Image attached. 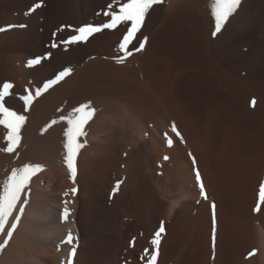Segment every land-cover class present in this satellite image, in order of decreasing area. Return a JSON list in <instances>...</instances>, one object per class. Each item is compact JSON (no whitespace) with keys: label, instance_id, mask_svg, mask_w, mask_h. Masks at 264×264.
Here are the masks:
<instances>
[{"label":"rangeland","instance_id":"rangeland-1","mask_svg":"<svg viewBox=\"0 0 264 264\" xmlns=\"http://www.w3.org/2000/svg\"><path fill=\"white\" fill-rule=\"evenodd\" d=\"M166 1L163 0V3L155 5L149 11L141 31L129 45L133 55L123 64H118L116 59L124 55L118 47L126 32L124 25L95 34L88 42L71 46L67 51L60 44L61 40L75 34L79 27L107 22L110 17H105L102 13L108 10L109 4L114 9L118 7L117 0H47L45 5L31 14L27 13L38 0H0V28L25 25L23 28L11 27L0 32V60L7 66L5 71L0 68V86L6 82L13 85L11 95L5 98V105L27 117L20 133V146L14 155L8 154L12 156V167L20 168L25 164H39L43 167V171L31 179L29 188L25 191L28 202L39 199L37 203L41 202L48 209L47 220L50 219L52 223L61 221L64 202L70 201L67 207L71 210V215L67 221H77L82 227L79 234L72 233L76 238L73 243L77 246V255L79 254L77 258H73V264H145L147 257L144 250L148 249L149 253L153 250L150 241L161 222L165 231L161 234L157 264H204L207 262L204 260H208V264H262L256 230V243L246 252L224 246L217 255V250L213 252L211 246L210 254L207 255L197 253L201 251L198 246L194 245L192 248L194 231L188 227L182 212L189 200L195 202L199 198V201L205 202L198 192L192 155L180 144L187 156H179L169 123L150 114V111H145L146 115L149 113L152 116L146 117L143 114L145 112H141L142 109L127 104L122 89L124 91L126 83L131 88H139L143 77L151 73L148 76H153L152 80L155 76L156 84L159 83V95L174 106L173 109L182 114L187 122H191L190 125L196 132L203 128L207 131L206 136L214 130V134L210 132L209 135H213L210 137L212 145L219 142L216 137L224 138L221 143L226 147L239 138L241 153H252L253 150V157L261 155L260 158L264 159V0H242L236 13L215 37L212 36L215 25L210 14L209 0H187V4L175 7L172 13L168 11L173 15L165 10ZM145 37L147 42L144 50L135 52L134 49L139 47V42ZM53 43L60 46L53 49ZM48 53H51V58L43 60L41 64L32 67L26 65L30 59ZM88 63L108 67L113 65L114 68L129 72L126 73L127 77L131 75L126 77L127 81L123 79L111 82L104 79L107 84L101 82L99 86L102 84V87L97 86L85 98H80L79 101L66 100L60 106L63 111L58 109L61 112L56 111L57 114L49 121L55 120L57 123L43 133L44 128L26 136L31 106L45 93L33 101L27 112H24L20 97L28 92L35 95L38 87H42L64 68H71L73 73ZM22 69L29 76L31 84L29 78L25 83L21 77L18 79L13 76H20ZM11 70V73H15H9ZM120 82L122 88L118 89L116 87H119ZM116 83L115 87L112 86ZM142 94L144 96L141 98L145 100L150 93ZM119 99H122L121 102ZM81 104H90L95 109V115L85 127L88 137H80V142L85 147L78 154L77 175L73 182L64 163V131L67 124L61 117L67 116ZM64 105L66 108H62ZM166 136L173 141L172 147H168ZM219 144L213 147V151ZM6 146L3 138V148ZM165 156L169 159L165 160ZM262 166L258 176L263 177L259 179L255 200H238L244 201L239 204L242 206L240 209L248 207L252 215L260 214L264 219V205H261L258 213L252 211L258 200V186L264 182V164ZM183 174L182 180L178 181ZM118 181L122 183L113 195V188ZM182 181V186H191L190 189L197 192L198 198L180 199L177 205L173 204L176 206L171 210V200L178 196ZM72 188L77 189L74 196ZM236 188L238 187L227 191L225 189L228 195L225 199L228 204L231 203L229 208H234L231 209L233 212L237 206L233 196L240 194L236 193ZM207 191L206 189V202L208 201L210 209V204L216 205V202ZM65 193L68 195L65 196ZM249 201L251 203L246 204ZM237 210L239 209L236 208ZM34 221L35 219L31 224L43 225ZM50 221L48 222L51 223ZM22 230L25 231L22 228L20 231L18 224L12 239L4 248L5 251H0V257L6 252L16 257L20 254L25 261L28 253L37 256L42 250L50 257L55 253L59 257V244L54 243L53 246L50 239L36 238L27 233V230ZM67 235L68 233L65 237ZM5 237L6 232L0 234V243H3ZM14 237L17 239L14 240ZM64 244L68 257L71 245L63 243L62 246ZM253 250L255 255L249 257L248 254ZM201 254L204 258L206 255L207 257L199 261L195 255ZM20 256L18 257L21 258ZM38 256L42 259L43 255ZM222 256L226 257L225 261L221 259ZM59 260L58 258L53 264H61Z\"/></svg>","mask_w":264,"mask_h":264},{"label":"bare ground","instance_id":"bare-ground-1","mask_svg":"<svg viewBox=\"0 0 264 264\" xmlns=\"http://www.w3.org/2000/svg\"><path fill=\"white\" fill-rule=\"evenodd\" d=\"M186 1L187 0H167L165 10H167V12L168 11L171 12L172 10L176 9L175 7L179 8L178 6H180V5L184 6L185 3L187 4L188 1L187 2ZM89 2H91V1H89ZM46 3H47V0H42V5H45ZM48 4H50V3H48ZM29 5H27V7ZM87 5H88V3H87ZM27 7H25V8H27ZM52 7H53V5H52ZM30 9H31V7H30ZM170 12H168V13L170 15H173V14H171L172 12L171 13ZM167 16H169V15L167 14ZM133 59L134 58L132 56V60ZM88 64L85 65L83 68L81 67V68L76 69L70 76L65 78L63 81H61L55 87L49 89L47 92H45V94L43 93L44 95H42L40 98H38L35 101V103L31 106L32 107L31 112L30 113L28 112L29 113L28 114L29 119L27 120V124H26V136H29L31 133L41 131L43 128H45V126L48 125L49 121L52 120L54 115L57 114V112L59 110H62V109H60L61 108L60 106L62 104H64V102H66V100L73 99L75 101L76 100L79 101L80 98H85L86 95L94 92L95 91L94 88H96L97 86L102 87V84H101V86H99V84L101 82H103V84H107L106 82L104 83V79L111 80V82L112 81L113 82L114 81L119 82L120 80H123V79L125 81V79L127 77L126 73L129 74V72L121 71L120 68L118 69V67L114 68L113 65H112V67L111 66L108 67V66L98 65L96 63L95 64L94 63L89 64V65ZM6 67H7L6 64L0 60V68L5 71ZM18 69H20V68H18ZM12 70H13V67H12ZM12 70L9 71V73H11ZM20 70H19V72L21 73ZM14 73L15 72H13L11 74H14ZM148 74H151V73H148ZM148 74H146L143 77L144 78L143 80L140 76L142 81H141V85L139 86V88L138 87L137 88L136 87L131 88V86H127L128 85L127 83H126V86L124 85V91L122 89V93L124 94V97H125L124 101L127 104H133L139 110L142 109V111H141L142 113L145 111H147V112L150 111V114L153 113V115L164 119V121L166 120V123L167 122L169 123L171 130H172V125L175 124L177 130L179 131V133L183 137V142H181L180 137H177L176 134L174 133V137H175V141H176V147H177V153L180 154L179 156H183L185 158V156H187V155H185L186 153L184 152L183 148L185 147V151L186 150H188V152L190 151L189 153H191V155H192V158L191 157L190 158H191V160H193V158L196 160V162H197L196 166L201 173L202 180L204 182L206 189L209 191V192L208 191L207 192L211 196L214 197L215 202H216L215 212H216V219H217V231H216L215 250H217V255H218V253H220L219 250L225 248L224 246L234 248L235 250H238L241 252L242 251L243 252L248 251L256 243V239H255L256 236L254 237V233L256 230L258 233V236H259V243H260V247H261V260L263 261L262 264H264V219H263V216L261 217L260 214L259 215L256 214V216H255L254 215L255 213L252 215V213L249 211L248 207H245L243 210L240 209L242 206L240 207L239 204H242L244 201H242V199L238 200L239 198H243V200L246 198L247 199L251 198V200H253V201L255 200L256 197L254 195L256 194V191H257V185L260 182L259 179L263 177V176L261 177V175L258 176V173L261 171V169L263 167L262 165L264 164V159L260 158L261 155L253 157L254 153H253V150H251V149L250 150L252 151V153H249V152L247 154L241 153L242 151H240V150L242 148V145L241 146L239 145V138H237V140L235 142L231 143L229 146L226 147L224 144L221 143L224 140V138L219 139L220 137L219 138L216 137L219 140L220 144H219V142H217L216 144L212 145L213 141L210 139V137L211 136L213 137V135H211L210 137H209V135H210V132H213V134H214V130L212 129L213 131L211 130L209 133H207L206 136H205V134L207 131L203 128L202 129L197 128L198 131L196 132L194 130L193 126L190 125L191 122H189V121L187 122L182 114L178 113L176 111V109H173L174 106H171L170 103H168L163 97H161L159 95L160 92H158L159 90H157V87L159 88V86H158L159 83L156 84L157 81H155V76H154V80H152L153 76H148ZM132 75H134V74H132ZM136 75L137 74H135V77H136ZM13 76L17 77V78L21 77L23 80H25V83H26V80L29 78V76H27V73L23 72V69H22V73L20 74V76H19V74L17 76L15 74ZM32 76H30V77H32ZM156 79H157V77H156ZM28 81H30V84H31L30 78ZM124 81H123V83H124ZM126 81H127V79H126ZM17 82L19 83L20 81H17ZM135 83H137V82H135ZM118 84H119L118 85L119 87H116V88H118V89L122 88V87H120L121 82ZM116 85H117V83L113 84L112 86L115 87ZM130 85H132V84H130ZM115 92L117 93V91H115ZM143 92L144 93L145 92L150 93L149 96H147L148 98L146 97L147 99L145 98V100H143L144 98L143 99L141 98V96L143 95L142 94ZM122 93L120 95L121 97H122ZM117 94H115V95L117 96ZM145 96H146V94H145ZM121 100L122 99H119L120 102H121ZM75 101H73V102H75ZM98 102H100V101H98ZM68 103H69V101H68ZM65 104H67V103H65ZM62 108H66V106L62 107ZM69 109H71V108H69ZM17 110H19V109H17ZM59 112H61V111H59ZM143 114L146 117H147V115H149V113H147V115H146V112ZM149 116H152V115H149ZM224 130H226V129H224ZM5 131L6 130L2 126H0V149L3 148V138H4V132ZM53 132H52V134H53ZM215 133H217V132H215ZM219 134H221V133H219ZM180 144H183L184 147L181 146ZM217 144H219V145L216 146L215 150L213 151V147ZM250 150H248V151H250ZM90 151H92V150H90ZM1 152L2 151H0V182H2L6 178V176L10 173L9 171L12 167V161H13L12 156H9L8 154H5V153L3 154ZM123 161H125V160H123ZM13 165H14V163H13ZM125 165H126V163H125ZM257 170H259V171H257ZM178 174H177V176H179ZM180 177L181 178L178 181L182 180V177H184V174H183V176H180ZM141 179H142V177H141ZM185 182H186V180H185ZM182 184H184L183 181L180 185L182 186ZM181 186H179L180 191H179L178 196L175 199L171 200V202H172V203H170V204H172L170 207L171 210H172L173 206L177 205V203L180 199L184 200V199L192 198V199L197 200V198H198L197 192L190 189L191 186L189 188H185L186 185L182 186V187ZM236 186L238 188H236L237 191L236 190L235 191L237 194L240 192V194H238L240 196H238V195L233 196V200H235L234 203L236 202L235 205H237L235 207L234 212H233L231 209H234V208H231V209L229 208V205L231 203L228 204V201L225 199L228 196L227 193L225 192V189H226V191L227 190H233L234 187H236ZM192 189H193V187H192ZM146 190H144V191H146ZM154 192H156V191H154ZM149 195H151V194H149ZM159 195L160 194H158V196ZM252 198H254V199H252ZM36 200L39 201V199H36ZM37 201L34 200V201H32V203L28 202L27 205H25V211H24L23 215L21 216V220L19 222L20 231L22 228V229H25V231L27 230V233L31 234L33 237L36 236V238L37 237L48 238L52 241L53 246H54V243L59 244L60 247H59V250H57L58 255H59L58 258L60 259L59 261L61 264H66L67 256H66V251H65V244L63 245L64 246L63 247L61 241L64 240L65 234L68 233L69 231H71V233L74 232V233L79 234L80 232H82V227L77 221H71V222L67 221L64 223H62L60 221V222L52 223L50 221V219L47 220V216H48L47 210L48 209L44 208L41 205L42 204L41 202H40L41 204L39 202L37 203ZM198 201H199V198H198ZM198 201L190 202V200H189L188 203H186L184 205L185 207H184V210L182 212V215H185L184 218L186 219V222L189 225L188 227L191 228L192 231H194V237L192 240L194 244L192 245L193 247L191 245L190 246L192 248H194V245L198 246L201 251L197 252V253L203 252V254L207 253V255H209L210 254V247L212 246V245H210L212 243V211L210 210L211 208L209 209V205L207 204L208 201L207 202L205 201L206 203L204 201H199V202ZM240 201H241V203H239ZM156 202H159V201L156 200ZM212 202H214V201H212ZM248 203H251V202L249 201L246 204H248ZM173 204H176V205H173ZM253 204H254V202H253ZM251 206H252V204H251ZM236 208L239 210L236 211ZM159 209H160V207H159ZM34 219H35L34 222H36V220H37V222L39 221L43 225L42 226H35L34 224H31V222ZM30 220H32V221L30 222ZM48 221H50L51 223H49ZM256 221H258L257 224H256ZM22 231L25 232L24 230H22ZM189 231H190V233L192 232L190 229H189ZM22 233H20V235ZM24 234H26V233H24ZM16 239L17 238L14 237V240H16ZM42 241H45V240H42ZM212 248H213V246H212ZM199 249H198V251H199ZM41 250H42V248H41ZM192 250H194V249H192ZM68 251H70V249ZM223 252H224V250H223ZM20 253L22 255V252H20ZM24 253L27 254V252H24ZM38 253H39L38 255H41V256L43 255L42 259L38 255L35 256V255H31V253H28L29 255L28 256L26 255L27 258L25 261L22 260L23 255L21 257L19 254L18 256L21 257V258H19L18 256L16 257L11 253L6 252L5 253L6 255L2 253V256L0 257V264H53V263L57 262V260H58L56 253H55V255H53L51 257L48 256L44 250H42ZM78 255L76 252L75 258H77ZM207 255L205 256V258L202 256V254L198 255V256L195 255V256L197 258H199V261H200V259H203V260L206 259ZM199 256L203 257V258H200ZM224 258H226V257L222 256L221 259L224 260ZM258 259L260 261V258H258ZM75 260L77 261V259H75ZM223 260H221V261H223ZM204 261L205 262L207 261L206 263L208 264V260H204ZM256 261H258V260H256ZM206 263H204V264H206Z\"/></svg>","mask_w":264,"mask_h":264},{"label":"snow or ice","instance_id":"snow-or-ice-1","mask_svg":"<svg viewBox=\"0 0 264 264\" xmlns=\"http://www.w3.org/2000/svg\"><path fill=\"white\" fill-rule=\"evenodd\" d=\"M242 0H209L210 14L214 20V31L212 36L215 37L221 32L223 26L229 20V18L236 13L237 9L241 6ZM163 3V0H117V5L115 9L112 4L108 5V10L104 11L102 14L105 17H110V19L101 25H86L76 29L75 34L70 35L67 39L60 41L63 45L64 50L67 51L71 46L78 45L80 43H86L95 34L101 33L104 30H115L119 26L124 25L126 27V32L124 33L121 42L119 43V49L124 54L116 59V63L123 64L125 60L133 55V51L129 49V45L133 43L136 39L137 33L141 31L147 15L155 5ZM42 0H38L27 14L35 12L37 9L41 8ZM11 27H25V25H9L8 28H0V32H4ZM147 38L139 42V47L134 49L135 52L143 51ZM60 44L53 43L51 47L53 49L60 46ZM51 53L45 54L43 56H38L34 59H30L27 62V66L32 67L41 64L43 60L50 59ZM72 73L71 68H64L59 71L54 78L47 80L42 87H38L35 91V95L28 92L27 95H23L20 99L23 101L24 111L27 112L32 105L33 101L41 96L43 93L47 92L50 88L59 84L66 77L70 76ZM13 88L11 83H4L0 86V126L6 130L4 135V140L6 142V147L0 149L7 154H13L16 152L17 148L21 143V129L26 123V116L17 113L15 110L9 109L5 105V98L11 95L10 90ZM26 91H28L26 89ZM252 105H255V100L252 101ZM95 109L91 107L90 104H81L80 106L74 108L70 114L61 117V120L67 124L64 131V163L69 172L70 178L75 182L77 175V157L80 150L85 147L84 143L80 142V137H86L87 132L85 131L86 125L94 117ZM57 123V121H51L43 130L47 131L48 128L52 127ZM172 132L180 137L181 142H183V137L177 130L175 124L172 125ZM168 147H172L173 141L167 138ZM165 160L169 157L165 156ZM193 169L195 172L196 184L199 188L200 197L203 200H207L208 196L206 193L205 185L202 180L201 173L196 168V160H192ZM43 171V167L39 164H25L20 168H13L11 172L6 176V178L0 182V234L6 232V237L3 243H0V251L8 245L14 232L16 231L18 224L21 220V216L25 211V205L28 203V194L26 189L29 188L31 179L37 175L39 172ZM122 181H118L116 186L113 188V195L118 191ZM72 195H76L77 189H71ZM23 195V199H22ZM68 193H65L67 196ZM199 202V201H198ZM65 207L61 212V222H67L69 216L71 215V210L67 207L70 201H65ZM261 205H264V182L259 185L258 200L256 207L253 209L254 212H259L261 210ZM212 209V246L213 252L215 251L216 242V231H217V219H216V205L211 204ZM15 213V215H14ZM10 225V226H9ZM165 227L163 222L159 229L155 232L154 237L151 239L150 243L153 246V250L149 253L148 249L144 250V255L147 257L145 264H157V257L159 254V245L161 241V234L164 233ZM76 238L72 235L71 231L65 237L61 243H67L71 245V250L68 253L66 264H73V258L76 255L77 246L73 243ZM59 250V246L57 248ZM255 255V250L248 254L249 257Z\"/></svg>","mask_w":264,"mask_h":264}]
</instances>
